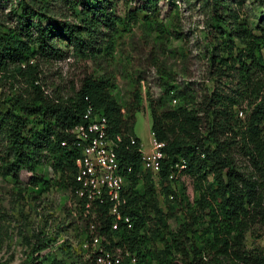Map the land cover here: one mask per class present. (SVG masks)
Returning a JSON list of instances; mask_svg holds the SVG:
<instances>
[{"label": "rangeland", "instance_id": "1", "mask_svg": "<svg viewBox=\"0 0 264 264\" xmlns=\"http://www.w3.org/2000/svg\"><path fill=\"white\" fill-rule=\"evenodd\" d=\"M17 1L0 0V32L19 28L18 18L24 6ZM26 1L27 9L38 12V3L44 1L47 15L73 18L65 0ZM108 5L118 16L113 32L115 50L109 56H82L67 46L65 39L58 40L64 50L61 58H45L37 50L31 62L40 70L45 92L66 96L78 88L87 73L109 77L112 95L121 106L138 91L139 108L134 111L131 133L140 139L142 151L149 152L154 137L150 128V96L163 107L188 95L198 100L205 92L218 88L230 100H240L228 114L232 129L222 136H229L230 152L238 167L251 170L244 142L248 102L254 98L238 80L236 67L240 53L248 50V43L264 60V0H221L219 4L213 0H110ZM26 85L23 74L11 67L0 69L1 97L12 91L25 93ZM142 168L149 170L143 163ZM35 172L49 180L47 189L29 183L32 173L26 168L19 171V181L10 174L0 175V264H97L96 248L89 243L92 233H97L88 219L94 216V208L81 206L79 196L59 179L49 160L37 163ZM150 173L153 194L143 174L137 172L135 183L128 176L124 195L135 196L137 202L145 200L138 244L145 264H164L160 259L163 243L156 235L163 227L148 203L156 201L174 231L193 223L196 231L185 236L200 243L209 215L208 208H202L197 199L206 191L212 174L203 177L174 164L173 176L164 187L159 174ZM38 237L46 242L39 250ZM101 245L121 255L126 250L111 246L105 235H101ZM245 246L264 252V224L246 230ZM133 254L136 260L140 259L135 251Z\"/></svg>", "mask_w": 264, "mask_h": 264}, {"label": "trees", "instance_id": "2", "mask_svg": "<svg viewBox=\"0 0 264 264\" xmlns=\"http://www.w3.org/2000/svg\"><path fill=\"white\" fill-rule=\"evenodd\" d=\"M65 1L71 19L47 15L44 1L38 3L37 12L27 9L26 0H18L19 6H24L18 18L19 28L0 32V69L11 67L23 74L27 83L25 93L12 91L0 96V175L10 174L19 181V171L26 168L32 173L28 182L47 189L49 180L36 174L35 166L49 160L59 179L73 190L79 151L61 144V140H69V128L82 120L84 108L90 103L107 117L109 133L121 135L116 151L123 164L131 165L128 176L132 182L138 179L137 172L142 173L153 194L151 173L142 168L140 139L131 133L134 111L139 108L138 91L121 106L112 95L111 79L93 73L85 74L78 88L66 96L50 95L42 87L40 70L31 62L37 50L45 58H61L64 50L58 45L59 39H65L66 45L82 56H109L115 50L113 32L118 16L108 9L110 0ZM220 1L213 0L217 4ZM248 46V50L240 53L236 71L245 91L254 98L248 102L244 142L251 170L238 167L230 152L229 136H222L232 129L228 114L240 100H230L215 87L198 100L188 95L171 106L160 107L155 98H149L151 131L156 140L164 142L161 147L164 155L157 172L161 184L166 186L164 183L170 179L174 164L181 161L194 174L201 173L203 177L212 174L206 191L197 199L202 208H208L209 215L205 237L200 243L185 236L196 231L193 223L174 231L168 227L165 213L156 201L148 203L163 227L156 235L163 243L160 259L164 264H264L261 248L245 246L246 230L255 224H264V60L252 43ZM165 191L169 189L166 187ZM124 196L120 209L129 216L130 227L123 217L117 219L116 228L112 227L116 218L109 212L107 202L92 203L94 216L88 219L94 224L95 232L108 237L111 246L124 247L129 252L122 251L119 264H145L138 245L145 200L137 202L135 196ZM80 202L84 207V200ZM43 239L38 237V250L46 245ZM134 251L140 259L132 262L130 255Z\"/></svg>", "mask_w": 264, "mask_h": 264}, {"label": "built area", "instance_id": "3", "mask_svg": "<svg viewBox=\"0 0 264 264\" xmlns=\"http://www.w3.org/2000/svg\"><path fill=\"white\" fill-rule=\"evenodd\" d=\"M242 114V110H239ZM69 140H61V144L73 146L78 149L79 154L75 159L74 180L76 186L74 193L84 200V206H91L92 203H109V212L115 216L112 224L117 227V219L123 217L127 226L132 225L128 215L121 213V205L125 202L124 190L128 180L130 164H123L117 155L116 147L121 141V135H111L108 131V121L104 114L95 110L94 105L87 104L82 114V120L69 128ZM134 140L131 139V142ZM163 141L152 138V146L149 152L141 149V160L145 168L157 173L161 167L163 152L161 147ZM175 166L184 167V161L176 162ZM172 171L169 177H172ZM92 230L94 224L91 223ZM91 245L95 246L94 261L97 264H119L121 253L112 249L104 248L101 245V235L92 233ZM89 246L87 242L84 243ZM125 253L129 254L127 250ZM132 262L136 260L135 255H130Z\"/></svg>", "mask_w": 264, "mask_h": 264}]
</instances>
